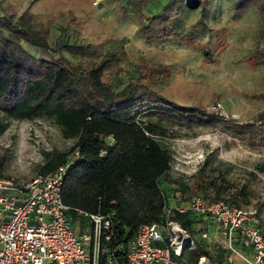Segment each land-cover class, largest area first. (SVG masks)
I'll use <instances>...</instances> for the list:
<instances>
[{
  "label": "trees",
  "instance_id": "obj_1",
  "mask_svg": "<svg viewBox=\"0 0 264 264\" xmlns=\"http://www.w3.org/2000/svg\"><path fill=\"white\" fill-rule=\"evenodd\" d=\"M119 9L139 16L138 35L146 42L178 37L185 11L203 9L210 0H168L158 14L146 17L142 8L152 0H118ZM250 9L260 14L259 39L254 62L264 64V0H238V16ZM85 22L74 11L68 14L20 12L14 4L0 3V111L12 119L48 117L74 139L66 150L44 151L37 174L53 173L67 166L62 197L81 234H93L87 214L106 215L110 227L102 231L98 264H129V242L146 223L176 222L195 236L211 229V218L176 207L200 196L206 201L225 200L243 208L248 194L227 191L204 162L186 177L173 169L174 157L165 138L176 137L172 125L222 126L230 144L248 141L264 147V108L247 121L226 117L204 105H182L167 98L162 88L169 82L171 65L136 55L134 73L120 89L118 78L131 62L124 43L109 49L94 42ZM53 29L58 36L51 41ZM187 45L198 37L193 31L180 35ZM209 54V53H208ZM264 98V94L256 95ZM157 116V121L142 116ZM8 123H0V133ZM0 159V176L5 172ZM79 211L82 212L79 213ZM261 212V210H258ZM201 226V227H197ZM264 233V225H261ZM218 229V228H216ZM171 239L167 237L166 244ZM94 239L89 244L90 251ZM200 249L173 252L179 264H197L216 257L219 264H233L231 251L219 241H199ZM238 250H250L240 239Z\"/></svg>",
  "mask_w": 264,
  "mask_h": 264
},
{
  "label": "rangeland",
  "instance_id": "obj_2",
  "mask_svg": "<svg viewBox=\"0 0 264 264\" xmlns=\"http://www.w3.org/2000/svg\"><path fill=\"white\" fill-rule=\"evenodd\" d=\"M237 1L210 0L203 9L185 11L179 36L189 31L196 33L198 37L192 45L185 44L179 36L146 42L137 32V12L128 5L130 15L125 16L118 0H3V7L14 4L20 12L30 8L36 14L74 11L83 18L86 32L94 42L109 49L124 43L132 54L131 62L117 80L118 89L133 75L136 55L140 54L171 65L169 82L162 88L167 98L182 105H204L209 110L218 107L226 117L247 121L264 108V98L256 96L264 94V64L254 62L251 54L259 39L260 14L250 9L238 16ZM167 2L152 0L142 8V13L154 16ZM58 34L53 29L51 41ZM142 118L159 119L151 115ZM6 122L8 125L0 133V159H5L4 173L20 181L37 174L44 162V151L66 150L74 144V139L66 138L61 127L48 117L12 119L0 111V123ZM172 128L178 135L163 141L173 151L174 170L189 177L207 162V168L215 169L214 177L227 191L247 192L248 202H242L245 210L264 213V147L250 145L248 141L230 144L220 124L210 127L174 124ZM178 224L173 222V227L182 228ZM216 228L218 225L211 223L205 239L224 244V237ZM183 231H176L182 249H200L199 241L204 238ZM203 258V264H219L216 257Z\"/></svg>",
  "mask_w": 264,
  "mask_h": 264
},
{
  "label": "built area",
  "instance_id": "obj_3",
  "mask_svg": "<svg viewBox=\"0 0 264 264\" xmlns=\"http://www.w3.org/2000/svg\"><path fill=\"white\" fill-rule=\"evenodd\" d=\"M211 110L220 111L218 107ZM66 171L67 166H61L53 173L36 174L27 181L0 176V264H98L100 237L110 227V219L87 214L93 223V234L79 232L62 197ZM176 209L213 219L232 257L247 264H264L263 212L233 207L225 200L206 201L200 196ZM176 231L184 232L178 226L175 229L172 221L167 225L142 224L129 242V264H179L172 255L183 252ZM167 237L171 239L169 245ZM202 237L207 238L208 232H203ZM237 239L250 248L251 256L237 249Z\"/></svg>",
  "mask_w": 264,
  "mask_h": 264
},
{
  "label": "crops",
  "instance_id": "obj_4",
  "mask_svg": "<svg viewBox=\"0 0 264 264\" xmlns=\"http://www.w3.org/2000/svg\"><path fill=\"white\" fill-rule=\"evenodd\" d=\"M211 220H213V219H211ZM177 225V224H176ZM179 225V224H178ZM184 242V241H183ZM184 250H185V248H183V252H184ZM242 252V251H241ZM243 253H245V254H247V255H249V256H251L252 255V251L251 250H245ZM204 259L205 258H201L200 260L201 261H199L197 264H203L204 263ZM233 259H234V261H233V264H247L245 261H243L242 259H240V258H238V257H233ZM240 259V260H239ZM242 260V261H241ZM239 261H241V262H239Z\"/></svg>",
  "mask_w": 264,
  "mask_h": 264
}]
</instances>
